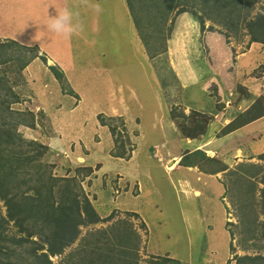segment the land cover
<instances>
[{
    "label": "rangeland",
    "instance_id": "374dc122",
    "mask_svg": "<svg viewBox=\"0 0 264 264\" xmlns=\"http://www.w3.org/2000/svg\"><path fill=\"white\" fill-rule=\"evenodd\" d=\"M83 1L91 11L67 10L68 0H0V175L22 178L30 194L72 177L104 218L80 226L52 263L119 222L139 235L128 239L136 264L264 256V121L231 130L264 86V46L236 64L250 45L242 31L207 19L199 28L156 0ZM250 76L261 86L238 105L249 88L235 87ZM16 156L11 177L5 161ZM4 217L0 199V244L11 251L17 233Z\"/></svg>",
    "mask_w": 264,
    "mask_h": 264
},
{
    "label": "trees",
    "instance_id": "16d2710c",
    "mask_svg": "<svg viewBox=\"0 0 264 264\" xmlns=\"http://www.w3.org/2000/svg\"><path fill=\"white\" fill-rule=\"evenodd\" d=\"M156 1L158 4L160 2L162 9H166L165 12H170L176 8L177 11L175 12L178 15L184 12L190 13L197 19L199 28L205 29L204 19H207L224 25L232 32L242 31L243 36L249 37L248 41L250 43L264 44V0H189L188 3H183V5L178 4L177 0ZM258 2H262L260 9L252 13L254 5ZM188 8L194 10L189 11ZM196 10L201 11V13L197 14ZM211 29V25L210 27L207 26L208 31H211ZM213 36L215 37V34ZM219 40L220 38L212 42L221 46ZM11 42L26 47L13 40ZM147 51L150 57L154 56L155 53ZM215 68L222 71L219 64H216ZM227 71L231 72L229 67ZM206 79L208 77H205ZM235 88L239 89L240 85ZM263 114L264 97H259L245 112L238 115L236 122L238 120L237 123L240 124L235 123L231 130ZM174 117L177 116L172 115V118ZM186 136L194 137L192 134H186ZM10 138L12 137L10 136ZM19 154L22 153L19 152ZM27 155L29 154H25V156ZM29 159L27 160L29 161ZM17 160L16 156L12 161H5V164L10 163L6 171L10 172L11 177L16 176L18 173ZM13 162L15 164L12 165ZM3 169L4 165L0 164V173L3 172ZM63 178L65 184L62 186L57 187V185H54L55 183H50L48 189L30 194L28 193L30 187L25 182L23 183L22 178L17 177L11 183L6 179V173L4 176L0 175V199L3 200L5 205L4 222L7 224L12 222L17 233L11 239L14 245L11 251L0 244V253L5 255L0 264H53L50 257L63 254L64 248L71 245L79 236L80 226L91 225L104 219H100L88 197L81 190L78 191L72 177ZM56 180L54 181L56 182ZM17 181L20 182L17 183ZM20 183L23 184L20 185ZM22 186L26 187L20 189ZM134 214L136 215V213ZM107 218L109 217L107 216ZM127 222H124V224H127ZM119 223L109 230L99 229L89 232L87 236L83 237L82 244L62 259L59 264H136L131 258L137 247L134 244L135 242L131 243L128 239L137 240L139 235L132 228L128 229L129 224L126 227L122 225L119 229ZM122 227L125 228L123 234ZM36 235L38 237L34 239ZM2 238L0 237V242L4 240ZM85 239H88L86 244ZM119 242L124 243L126 246L118 244ZM129 244L134 245V248H130ZM16 255L21 256L20 261L14 263L7 260V258L12 259ZM166 258L174 260L171 257ZM235 264H264V256L259 254L253 257L249 255L238 256L235 259Z\"/></svg>",
    "mask_w": 264,
    "mask_h": 264
},
{
    "label": "crops",
    "instance_id": "0c3cea01",
    "mask_svg": "<svg viewBox=\"0 0 264 264\" xmlns=\"http://www.w3.org/2000/svg\"><path fill=\"white\" fill-rule=\"evenodd\" d=\"M69 4H70V7H72L73 6V9H75V8H77V9H79L81 12H88L89 10L91 11V9H88L87 7H89V6H86V1H83V0H79V2L77 3V5L78 6H76V5H74L73 4V2H71L70 0H68V6H67V10L69 9ZM96 18H94V20H95ZM259 47H258V46ZM261 46H264V44H260V43H256V42H251L250 43V45H249V47L248 48H246V50H244V51H241V53L240 54H243V56L244 57H239V59H237L236 61H235V63L236 64H238V62L240 63L241 61V63L242 64H246L247 63V61L250 59V60H253V52L254 51H252L254 48H259L260 49V47ZM241 60V61H240ZM54 65H56V64H54ZM253 65H254V63H252V64H247L246 66H245V68L244 69H246V70H252V68H253ZM62 68V67H61ZM63 69V68H62ZM248 80H250V81H252V82H250V81H248ZM261 83V80L260 79H258V78H255V77H245V81L243 82V83H240V84H245L249 89H245V93L242 95V97L241 98H237V100H238V105L241 103V104H245L246 102H248L251 98H252V93H251V89L253 88V87H258V86H261V85H259ZM263 94H264V86H262V88H261V92L258 94V95H256L257 97H261V96H263ZM255 99H252L251 100V102H250V104L247 106V107H245L243 110H238V112H239V114L240 113H243V112H245L250 106H251V104L253 103V101H254ZM238 114V115H239ZM264 119V114L263 115H261V116H258L257 118H255V119H253V120H251V121H249V122H247V123H245V124H243L242 125V127L244 126V127H247L246 129H248L249 130V128H251V126H254L255 125V128H259L258 130H260L261 129V126H262V123H263V120ZM240 128V127H239ZM238 129V128H237ZM262 133V135H264V128H263V131L261 132ZM247 137V136H246ZM247 138H249V137H247ZM251 141H253L251 138H249ZM254 141H256V140H254ZM217 158H220V156H218ZM182 166V165H181ZM186 167H193V166H186ZM200 173H204V172H200Z\"/></svg>",
    "mask_w": 264,
    "mask_h": 264
},
{
    "label": "clouds",
    "instance_id": "9594fccd",
    "mask_svg": "<svg viewBox=\"0 0 264 264\" xmlns=\"http://www.w3.org/2000/svg\"><path fill=\"white\" fill-rule=\"evenodd\" d=\"M19 44H20V43H19ZM240 87L243 88V90H244V86H243V85L240 84ZM237 95H238V93H237ZM239 96H240V95H238V99L242 97V95H241V97H239ZM257 98H259V97H257ZM257 98H256V100H257ZM256 100H254V101H256ZM254 101H253V102H254Z\"/></svg>",
    "mask_w": 264,
    "mask_h": 264
},
{
    "label": "bare ground",
    "instance_id": "6f19581e",
    "mask_svg": "<svg viewBox=\"0 0 264 264\" xmlns=\"http://www.w3.org/2000/svg\"><path fill=\"white\" fill-rule=\"evenodd\" d=\"M204 147H206V146H204ZM199 148V147H198ZM210 155H211V153H209ZM170 169V168H169ZM182 193H184V192H182ZM196 195V194H195Z\"/></svg>",
    "mask_w": 264,
    "mask_h": 264
}]
</instances>
